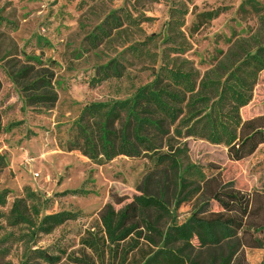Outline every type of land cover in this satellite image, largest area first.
I'll return each mask as SVG.
<instances>
[{
	"label": "rangeland",
	"instance_id": "rangeland-1",
	"mask_svg": "<svg viewBox=\"0 0 264 264\" xmlns=\"http://www.w3.org/2000/svg\"><path fill=\"white\" fill-rule=\"evenodd\" d=\"M256 1L259 8L247 0H0L4 17L0 22L4 126L0 154L8 162L0 172V189L9 190L8 203L0 207V237L11 233L1 247L7 250L0 255V264H23L29 249L36 248L60 255L56 264H102L81 240L88 230L102 229V218L110 208L125 214L127 224L137 226L133 235L143 232L124 264L141 262L160 239L145 223L165 229L170 219L159 211L141 209L136 196L141 192L165 195L175 220L181 223L209 195L197 183L189 184L185 192L195 190L175 210L178 166L197 164L207 176L221 183L233 181L243 192L262 188L264 137L257 134L264 130V70L251 101L240 108L242 124L230 147L185 136L186 127L177 122L170 125V133L159 141L156 151L137 157L120 155L95 164L80 150L68 149L71 125L84 105L129 97L154 78L153 70L166 56L172 64L188 61L186 67L198 73L199 80L223 79L244 50L264 42L260 23L261 17L264 22V0ZM120 8L138 22L125 20L117 28L109 27V36L93 42L98 27ZM171 9L182 24L169 27ZM111 60L123 67L121 76L93 84L98 67ZM49 93L56 99H48ZM44 95L38 102L30 99ZM209 95L214 96V91ZM203 109L196 106L198 112ZM188 115L182 114L181 119ZM16 121L21 122L19 126L8 127ZM81 186L89 189L85 196L64 193ZM29 191L40 199L36 203L40 217L63 210L80 215L50 233L10 225L7 217L16 199L33 204L27 198ZM210 205L220 209L215 201ZM243 251V264H264V248L245 247ZM104 264H110L107 254Z\"/></svg>",
	"mask_w": 264,
	"mask_h": 264
},
{
	"label": "trees",
	"instance_id": "trees-1",
	"mask_svg": "<svg viewBox=\"0 0 264 264\" xmlns=\"http://www.w3.org/2000/svg\"><path fill=\"white\" fill-rule=\"evenodd\" d=\"M247 2L259 8L258 1ZM174 11L171 9L172 16ZM262 18L260 23L264 25ZM3 20L0 14V22ZM125 20L130 24L138 22L125 8L115 10L98 27L99 32L92 35V41L109 36L108 28H117ZM177 22L173 16L169 27ZM178 23L182 24V21ZM187 62L172 64L166 56L161 65L153 70L154 78L139 86L129 97L91 101L84 105L71 125L68 149L80 150L95 164L107 163L120 155L137 157L156 151L159 141L170 133V125L177 122L186 127L185 136L232 146L242 124L240 108L251 101L258 76L264 70V42L244 50V55L226 71L223 79L209 77L199 80V74L186 67ZM122 68L111 60L98 67L91 81L98 84L110 77H120ZM24 74L22 72L21 76ZM1 87L0 81V90ZM212 91L214 96L209 95ZM55 96L49 93L47 98L55 100ZM43 98H46L45 95L30 97L33 102ZM199 105L204 107L200 112L196 111ZM184 113L189 115L181 119ZM20 123L12 122L8 127H17ZM2 131L4 126L0 116V133ZM257 135L264 137V130ZM7 166L6 155L0 154V172ZM176 169L180 189L176 195L175 210L195 190L185 192L189 184L197 183L209 195L181 223L175 220L165 195L141 192L136 196L135 201L141 209L159 211L170 221L165 229L156 227L152 222L145 223V228L155 231L160 239L147 256L135 264H243L245 247L264 248V182L261 189L243 192L235 187L233 181L221 183L216 177L207 176L197 164L178 166ZM210 185L214 187L210 189ZM64 193L85 196L89 189L81 186ZM8 196V189H0V207L6 206ZM27 198L33 203L31 206L24 199H16L12 204L7 217L10 225L26 226L35 233H50L65 221L77 219L80 215L76 211L63 210L40 217V208L36 205L40 201L38 195L29 191ZM212 201L218 203L219 210L211 208ZM2 228L0 223V231ZM136 228L133 223L127 224L125 214L110 208L102 218V229L88 230L81 242L97 254L102 264L105 254L110 264H124L142 237L140 230L138 235H133ZM5 234L0 237V255L7 250L1 247L11 235ZM125 241L128 243L124 244ZM60 258V255L47 249H29L23 264H56ZM77 260L84 262L83 259Z\"/></svg>",
	"mask_w": 264,
	"mask_h": 264
},
{
	"label": "built area",
	"instance_id": "built-area-1",
	"mask_svg": "<svg viewBox=\"0 0 264 264\" xmlns=\"http://www.w3.org/2000/svg\"><path fill=\"white\" fill-rule=\"evenodd\" d=\"M38 174H39L38 172H37V173H35V175H36V176H38Z\"/></svg>",
	"mask_w": 264,
	"mask_h": 264
}]
</instances>
